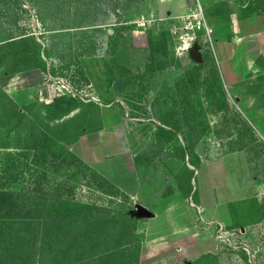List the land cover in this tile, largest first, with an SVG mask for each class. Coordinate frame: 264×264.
<instances>
[{
    "label": "rangeland",
    "instance_id": "obj_1",
    "mask_svg": "<svg viewBox=\"0 0 264 264\" xmlns=\"http://www.w3.org/2000/svg\"><path fill=\"white\" fill-rule=\"evenodd\" d=\"M198 2L213 27L212 45L199 36L195 41L201 62L175 47L179 16ZM249 2L256 8L248 11ZM257 2L0 0V178L17 157L23 172L18 187L45 170L44 188L68 181L75 188L72 199L127 211L135 219L126 250L133 264H220L238 255L249 262L245 248L254 250L256 263L264 253V224L260 231L257 225L264 217V12ZM164 32L168 53L154 63L148 36L157 41ZM235 32L245 37L239 48L232 45ZM11 39L41 49L46 68L20 64L8 74L18 58L5 45ZM253 60L260 65L256 71ZM199 65L200 76L191 82ZM60 96L77 99L70 111L48 106ZM167 108L196 141L198 157L191 159H200L192 179L197 201L178 186L175 176L182 178L184 169L174 142L155 138ZM187 119L204 132L195 134ZM44 134L128 198L109 195L107 185L86 174L70 179L65 169L49 164L30 169L33 145ZM247 224L256 230L255 246L241 232Z\"/></svg>",
    "mask_w": 264,
    "mask_h": 264
},
{
    "label": "trees",
    "instance_id": "obj_2",
    "mask_svg": "<svg viewBox=\"0 0 264 264\" xmlns=\"http://www.w3.org/2000/svg\"><path fill=\"white\" fill-rule=\"evenodd\" d=\"M263 3L264 0H258L257 6L262 5L264 12ZM246 8L251 11L256 7L249 2ZM166 37L165 32L160 34L157 41L155 37L148 36L154 63L158 62L159 54L167 55L168 53ZM17 39L8 40L5 43L18 57L17 62L9 66L6 72L11 74L18 71L20 64H24L25 68L35 66L34 62L46 68V61L40 56L41 49L36 48L37 51H31L27 39L16 41ZM200 69L199 65L194 68L196 72L189 74L191 82L200 76ZM191 91L193 90L187 89V94ZM209 91L215 95L221 94L222 89H209ZM53 101L48 105L49 107L68 110L70 105L76 104L77 99L72 96H60ZM64 104H66L65 107ZM175 106H179L177 101ZM188 108L192 109V105ZM165 110L160 114L164 125L158 126L155 138L164 137L168 142H174V155L176 160H183L184 169L182 178L179 174L175 176L178 179V186L185 198L192 195L197 201V190H194L192 179L195 169L199 168L200 159L198 158V163L191 159L193 156L198 157L195 150L196 141H191L193 132L186 131V127L175 118L176 112L172 113L169 108ZM193 114H195L194 111L192 116H188L191 120ZM18 115L23 116L20 113ZM185 122L195 134L204 132V129L202 130L197 124L190 123L189 119ZM166 125L171 129H167ZM33 148L35 153L32 160L33 166L29 167L30 169H35L37 166L47 169L51 167L57 171L65 169L70 179L86 174L88 178L94 177L98 186L107 185L105 187L109 195L121 194L128 198V194L123 193L110 179L89 168L66 145L60 144L49 134H44L39 140L37 138ZM187 158L194 169L189 168ZM19 160L17 157L11 158L6 176L3 179L0 178V264H133V255L126 250L133 241L134 233L130 229L135 219L127 211L116 212L96 202L72 199L70 193L75 188L68 181H59L50 189H46L43 187L44 181L49 180L45 170L38 175L35 174V177H32L35 180L31 184L27 180V185L18 187L23 173L20 171ZM48 164L49 167H47ZM111 187L115 191H110ZM140 244L141 239L138 246Z\"/></svg>",
    "mask_w": 264,
    "mask_h": 264
},
{
    "label": "built area",
    "instance_id": "obj_3",
    "mask_svg": "<svg viewBox=\"0 0 264 264\" xmlns=\"http://www.w3.org/2000/svg\"><path fill=\"white\" fill-rule=\"evenodd\" d=\"M181 21V32L175 31L176 48L181 52H188L193 46L198 36L206 43L213 44V27L210 25L209 20L205 14L201 3H196L188 8V11L179 16ZM231 244V243H230ZM248 254L249 262L255 260V252L251 248H245Z\"/></svg>",
    "mask_w": 264,
    "mask_h": 264
},
{
    "label": "crops",
    "instance_id": "obj_4",
    "mask_svg": "<svg viewBox=\"0 0 264 264\" xmlns=\"http://www.w3.org/2000/svg\"><path fill=\"white\" fill-rule=\"evenodd\" d=\"M236 34H235V36L232 38V45L234 44V48H239V46L241 45V42H240V40L242 39V38H245V37H242L241 35H239V32H235ZM243 36H246L245 34H243ZM240 42V43H239ZM258 58V57H257ZM233 64H234V62H233ZM233 66V65H232ZM253 69L252 70H258V68H260V65L259 64H257V62L255 61V60H253V62L251 63V65H250ZM232 70V69H231ZM230 78H234V75L233 74H231L230 73ZM138 183H139V180H138ZM137 183V184H138ZM123 186H125V185H123ZM123 186H121V187H123ZM258 223H257V225H259V228H258V230L260 231V230H263V224H264V217L262 216L261 218H260V220L259 221H257ZM253 225V224H252ZM251 231H253V232H251ZM256 230H252L251 229V225H249V224H247L246 226H242L241 227V232H244L245 234H247V237H248V239L252 242L251 244H254L255 243V238H254V232H255ZM256 244H254V246H255ZM256 249H257V247H256ZM259 250V249H258ZM246 257L245 256H243V255H238V257L237 258H235L236 260H233L232 262L231 261H228V262H226V259L223 261V263H220V264H252V263H249L246 259H245ZM256 264H264V253H262V252H259L258 253V259H257V262H256Z\"/></svg>",
    "mask_w": 264,
    "mask_h": 264
},
{
    "label": "water",
    "instance_id": "obj_5",
    "mask_svg": "<svg viewBox=\"0 0 264 264\" xmlns=\"http://www.w3.org/2000/svg\"><path fill=\"white\" fill-rule=\"evenodd\" d=\"M189 52V56L191 57V59L193 61H196V62H201L202 61V55H201V52H200V48L197 44H193V46L188 50ZM194 182V180H193ZM195 190V188H194ZM146 209H143V212H145Z\"/></svg>",
    "mask_w": 264,
    "mask_h": 264
}]
</instances>
